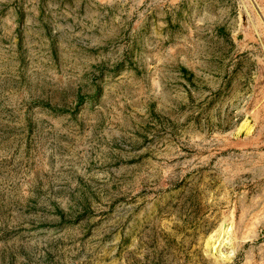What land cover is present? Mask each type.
<instances>
[{
    "label": "rangeland",
    "instance_id": "obj_1",
    "mask_svg": "<svg viewBox=\"0 0 264 264\" xmlns=\"http://www.w3.org/2000/svg\"><path fill=\"white\" fill-rule=\"evenodd\" d=\"M261 255L264 0H0V264Z\"/></svg>",
    "mask_w": 264,
    "mask_h": 264
},
{
    "label": "bare ground",
    "instance_id": "obj_2",
    "mask_svg": "<svg viewBox=\"0 0 264 264\" xmlns=\"http://www.w3.org/2000/svg\"><path fill=\"white\" fill-rule=\"evenodd\" d=\"M215 250H217V249H215ZM219 251H220V250H219ZM232 251H233V253H234V249H232ZM216 252H217V251H216ZM221 252H222V251H221ZM221 252H220V253H221ZM213 253H214V252H213ZM217 253H218V252H217ZM224 253H225V252H224ZM233 253H232V254H229L228 256H227V255L224 256V258H227V257H228V259H231V258L233 257ZM260 257H261V260H262L260 263H261V264H264V256L261 255ZM260 263H258V264H260Z\"/></svg>",
    "mask_w": 264,
    "mask_h": 264
}]
</instances>
